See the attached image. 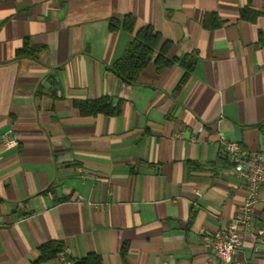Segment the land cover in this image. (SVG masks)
I'll list each match as a JSON object with an SVG mask.
<instances>
[{
	"label": "crops",
	"instance_id": "crops-1",
	"mask_svg": "<svg viewBox=\"0 0 264 264\" xmlns=\"http://www.w3.org/2000/svg\"><path fill=\"white\" fill-rule=\"evenodd\" d=\"M127 14L177 59L133 86L109 70ZM26 41L40 50L18 56ZM102 97L120 112H81ZM222 140L264 158V0H0V264H227L201 240L248 196ZM253 216L229 264H264V187Z\"/></svg>",
	"mask_w": 264,
	"mask_h": 264
},
{
	"label": "trees",
	"instance_id": "trees-1",
	"mask_svg": "<svg viewBox=\"0 0 264 264\" xmlns=\"http://www.w3.org/2000/svg\"><path fill=\"white\" fill-rule=\"evenodd\" d=\"M136 18L134 15L127 14L123 18L112 17L109 20V28L112 31L123 29L126 32L133 34L128 42L123 56L117 59L109 70L117 76L120 81L126 86L137 84L141 72L154 61L157 69H163L175 63L177 59H171L168 56L170 42L165 41L157 30L152 26L142 27L135 30ZM40 50V47L31 46L28 41L23 47L18 50L17 55L23 56L26 54L35 55ZM195 64V58H189L182 61L186 73L177 86L179 90ZM83 114H118L121 110L120 101L114 103L109 97H102L96 100H87L78 103ZM53 186L46 191H54ZM64 244L60 241L47 242L40 246L37 263H43L51 259H55L61 252L64 251ZM82 264H102L101 257L98 254H89L82 260Z\"/></svg>",
	"mask_w": 264,
	"mask_h": 264
},
{
	"label": "built area",
	"instance_id": "built-area-1",
	"mask_svg": "<svg viewBox=\"0 0 264 264\" xmlns=\"http://www.w3.org/2000/svg\"><path fill=\"white\" fill-rule=\"evenodd\" d=\"M1 140L4 150L18 145L17 138L9 134H4ZM222 144L235 172L246 181L248 196L226 228L204 232L201 240L212 256L229 264L242 243L244 233L253 225V208L259 199L260 190L264 187V158L259 153L247 150L238 141L222 140ZM262 234L263 229L256 227L252 237L256 239Z\"/></svg>",
	"mask_w": 264,
	"mask_h": 264
}]
</instances>
